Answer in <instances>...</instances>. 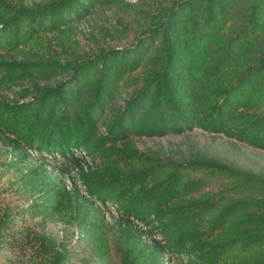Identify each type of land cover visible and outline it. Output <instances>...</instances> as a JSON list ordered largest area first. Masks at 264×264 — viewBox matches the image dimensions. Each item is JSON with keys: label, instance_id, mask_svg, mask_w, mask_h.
<instances>
[{"label": "trees", "instance_id": "1", "mask_svg": "<svg viewBox=\"0 0 264 264\" xmlns=\"http://www.w3.org/2000/svg\"><path fill=\"white\" fill-rule=\"evenodd\" d=\"M138 2L152 5L131 44L81 54L75 24L123 0H0V90L18 95L0 135L31 200L0 211V250L64 264L65 244L15 222L56 214L102 264H264V172L134 140L197 128L264 150V0Z\"/></svg>", "mask_w": 264, "mask_h": 264}, {"label": "rangeland", "instance_id": "2", "mask_svg": "<svg viewBox=\"0 0 264 264\" xmlns=\"http://www.w3.org/2000/svg\"><path fill=\"white\" fill-rule=\"evenodd\" d=\"M38 1L40 0H25L28 5ZM123 2L125 6L96 8L85 21L75 24L74 29L71 30V39L66 43V49L73 53L92 54L98 47L131 44L136 34L146 25L141 10L150 8L152 4L138 2V0H123ZM5 56L15 57L14 54ZM13 90H18V88L15 87ZM16 97L18 95L13 91L0 90V101ZM8 137L9 134L6 132L0 135V211L4 208H11L14 211L21 210L31 201L20 188L18 173L11 167L12 162L18 161L19 158L18 154L13 152L7 140ZM134 140L140 151L151 150L163 158L182 160L205 155L238 168L264 172V150L230 139L222 134L209 133L196 128L160 137H137ZM27 152L30 151L27 150ZM33 158L37 159V155ZM45 158H47L46 162L52 160L49 156ZM68 175L76 179L75 182L80 191H83L75 172L72 171ZM111 211V214L106 212L107 216L115 217V210ZM24 218L20 219L18 216L15 218L18 228L44 233L57 243L66 245L70 258L64 264H102L94 257L85 241L79 237V232L72 223L64 221L56 214L50 217L25 214ZM141 230L145 232L146 227H142ZM31 252V250L19 252L3 248L0 250V264H31ZM164 259L167 264H179L178 258L173 254H165Z\"/></svg>", "mask_w": 264, "mask_h": 264}]
</instances>
